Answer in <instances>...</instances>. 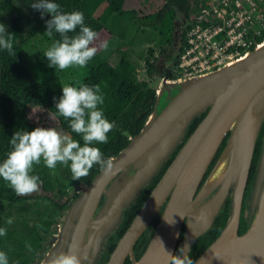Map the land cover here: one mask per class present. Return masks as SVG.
I'll use <instances>...</instances> for the list:
<instances>
[{"label":"water","instance_id":"obj_1","mask_svg":"<svg viewBox=\"0 0 264 264\" xmlns=\"http://www.w3.org/2000/svg\"><path fill=\"white\" fill-rule=\"evenodd\" d=\"M203 112L206 115L105 264H124L127 258L131 264H169L165 251L175 254L182 229L181 249L188 245L192 250L228 198L226 223L195 264H264V138L249 192L253 190L258 198L256 209L246 221V230L239 233L255 146L264 124V41L215 69L188 77L165 76L156 88L154 108L143 128L109 159L112 168L101 169L91 182L78 185L80 194L49 237L40 264H48L53 254L67 252L69 246L81 257V264H96L105 242L123 220L124 210L185 139L193 118ZM225 138V146L205 177ZM157 215L152 236L136 258L135 244Z\"/></svg>","mask_w":264,"mask_h":264},{"label":"trees","instance_id":"obj_2","mask_svg":"<svg viewBox=\"0 0 264 264\" xmlns=\"http://www.w3.org/2000/svg\"><path fill=\"white\" fill-rule=\"evenodd\" d=\"M132 1L52 0L61 6L63 12H83L85 25L97 32V38L91 45L98 49L96 56L84 68L77 66L61 71L66 78L64 83L58 69L49 67V62L44 55L39 59H32L28 54L31 46L60 39L58 34H54L52 38L44 35L46 21L50 20L51 16L45 13L42 17L40 10L31 7V4L36 0H0V23L5 24L7 26L6 31L12 33L16 38L14 43L15 56H9L6 51L0 50V161L5 159L10 151L9 140L17 130L31 131L36 127L60 128L73 139L79 140L83 146L81 137L71 132L68 121L56 115L55 103L61 97L62 87L65 84L74 87L84 84L99 85L104 95L102 107L105 117L109 121L115 122L114 130L108 134L109 142L97 145L104 153L105 159L109 160L116 156L127 146L130 138L140 132L154 108L156 89L136 78L134 65L125 57L121 58L118 66H113L98 56L104 48L103 45L113 37V32L107 26L111 16L113 14L126 15V8ZM159 1L153 3V12L150 8V12L137 16L136 20L141 27H151L155 31H159L158 43L163 50L165 44L172 42V30L176 16L178 14L184 15L186 27L180 33L172 64V71L177 75L179 57L186 43V32L193 25L196 15L205 3L201 0L194 2L192 0ZM260 9L264 12V5H260ZM75 34L70 33V35ZM263 40L264 32L261 37L257 38V42ZM146 66L150 73L154 64L150 59H146ZM205 115L206 112H203L193 118L186 130L185 139L176 146L162 168L141 189L131 205L124 210L123 220L107 240L109 245L101 258V264L106 263L120 237L129 227L183 143ZM263 138L264 124L256 142L244 199L249 195L254 180ZM225 144L226 138L205 177L210 172ZM101 169L99 165H95L87 177L80 181L73 180V183L77 186L81 183H89ZM32 174L40 176L44 190L54 191L56 187L48 185L39 170H34ZM60 193L62 195L58 198L46 195H38L33 198L18 196L5 181L0 179V228L7 229V235L0 237V251L7 254L9 264H36L38 256L45 249V244L55 231L60 217L78 197L80 191L74 190L67 198L68 192L60 191ZM244 210L245 206H243L242 214ZM229 211L230 198L226 200L224 207L215 217L211 228L193 244L189 255L194 261L219 235L226 223ZM9 219L12 220L10 225L6 223ZM246 226L247 222L244 216H241L240 234L246 230ZM183 232L184 228L174 255L179 254L181 249ZM152 233V230L146 229L136 242L134 247L136 258H139L143 253ZM29 244L32 251L26 247ZM124 264H131L130 259L127 258Z\"/></svg>","mask_w":264,"mask_h":264},{"label":"clouds","instance_id":"obj_3","mask_svg":"<svg viewBox=\"0 0 264 264\" xmlns=\"http://www.w3.org/2000/svg\"><path fill=\"white\" fill-rule=\"evenodd\" d=\"M31 7L40 10L42 17L45 13L51 16L46 21L44 35L52 38L54 34H58L60 37L43 53L49 67L60 71L77 66L84 68L93 60L98 49L91 45L97 38V32L85 25L83 12H63L61 6L52 0H36ZM6 27L0 23V50L6 51L9 56H15L16 38L6 31ZM103 47L106 49L107 43ZM103 104L104 95L99 85L62 87V95L55 103L56 115L68 121L71 132L81 137L83 146L79 140L52 127H36L31 131L17 130L9 140L10 151L0 161V179L18 196H30L38 192L43 183L39 175L32 174L34 166L41 163L50 170L56 169L58 164L68 167L74 181L87 177L95 165L109 171L112 163L105 159L97 145L109 142L108 134L114 130L115 122L105 117ZM6 223L10 225L12 220L9 219ZM6 235L7 229L0 228V237ZM161 246L163 248L162 243ZM26 247L32 251L30 244ZM190 251L189 246L185 245L179 250V254L165 252L169 264H195L189 255ZM0 264H9L4 251H0ZM48 264H81V257L69 246L67 252L53 254Z\"/></svg>","mask_w":264,"mask_h":264},{"label":"built area","instance_id":"obj_4","mask_svg":"<svg viewBox=\"0 0 264 264\" xmlns=\"http://www.w3.org/2000/svg\"><path fill=\"white\" fill-rule=\"evenodd\" d=\"M201 1L205 4L186 32L176 78L203 73L241 57L260 43L257 38L264 32L259 0Z\"/></svg>","mask_w":264,"mask_h":264},{"label":"rangeland","instance_id":"obj_5","mask_svg":"<svg viewBox=\"0 0 264 264\" xmlns=\"http://www.w3.org/2000/svg\"><path fill=\"white\" fill-rule=\"evenodd\" d=\"M195 0H192L194 2ZM160 2L159 0H133L126 8L127 14L120 16L118 14H113L108 21V28L113 32V37L107 42L108 47L103 48L98 56L108 61L113 66H118L122 57L128 59L135 67L136 78L139 81H144L148 86L158 88L160 78H152L146 74L148 70L146 66V59L155 61L157 58L162 59V63L168 61L166 55L162 56L160 53V45L158 39L160 38L159 31H155L151 27H141L137 23V16H141L146 12H153V3ZM261 5H264V0H259ZM179 21H177V26H179ZM53 41L44 42L42 45L31 46L28 50V54L32 59H39L43 56V53L52 45ZM152 50V53H150ZM61 78L66 82L65 76L62 75L61 71L58 69ZM170 78V77H169ZM66 86V84H65ZM57 131L68 135L64 130L60 128H55ZM34 170H39L40 174L44 176L45 181L48 185H54L56 187L54 191L44 190L42 185L40 190L35 192L27 197H35L38 195H46L52 198H58L62 194L60 191L68 192L70 194L78 189V186L73 183L72 175L70 169L66 166L59 165L56 169L50 170L41 163L40 165H35ZM79 190V189H78ZM65 198V199H66ZM32 201V200H31ZM258 198L254 194L253 190L251 191L247 202L245 213L242 214L247 222L251 220V217L256 209ZM50 204V203H46ZM61 217L59 219V222ZM158 216L147 228L148 231H154V228L158 222ZM56 230V229H55ZM108 240V239H107ZM109 242L106 241L100 255L96 261V264H101V258L107 251ZM41 254V253H40ZM40 258V259H39ZM42 256H38L36 264H40Z\"/></svg>","mask_w":264,"mask_h":264},{"label":"flooded vegetation","instance_id":"obj_6","mask_svg":"<svg viewBox=\"0 0 264 264\" xmlns=\"http://www.w3.org/2000/svg\"><path fill=\"white\" fill-rule=\"evenodd\" d=\"M177 21H179V26H177ZM185 22V17L183 14H178L175 18L174 24H173V30H172V42L171 44H165L163 50L160 51L161 55L164 56L166 55V58L168 61L165 63H162V59H156L155 61H152L154 66L151 69V72L146 71V74L148 76H151L152 78H160L163 79L165 76L170 77V79L176 78V74L172 71V64L174 60V55L176 53V49L178 47V42H179V37L180 33L182 32L183 28L186 27ZM42 256V252L40 254ZM40 259V258H39Z\"/></svg>","mask_w":264,"mask_h":264},{"label":"bare ground","instance_id":"obj_7","mask_svg":"<svg viewBox=\"0 0 264 264\" xmlns=\"http://www.w3.org/2000/svg\"><path fill=\"white\" fill-rule=\"evenodd\" d=\"M157 216H158V215H157ZM157 216H155V218H156Z\"/></svg>","mask_w":264,"mask_h":264}]
</instances>
